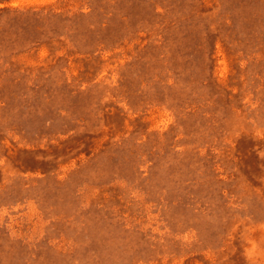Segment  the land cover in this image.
<instances>
[{
  "label": "rangeland",
  "instance_id": "374dc122",
  "mask_svg": "<svg viewBox=\"0 0 264 264\" xmlns=\"http://www.w3.org/2000/svg\"><path fill=\"white\" fill-rule=\"evenodd\" d=\"M0 264H264V0H0Z\"/></svg>",
  "mask_w": 264,
  "mask_h": 264
},
{
  "label": "bare ground",
  "instance_id": "6f19581e",
  "mask_svg": "<svg viewBox=\"0 0 264 264\" xmlns=\"http://www.w3.org/2000/svg\"><path fill=\"white\" fill-rule=\"evenodd\" d=\"M17 1V0H16Z\"/></svg>",
  "mask_w": 264,
  "mask_h": 264
}]
</instances>
